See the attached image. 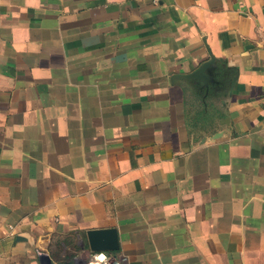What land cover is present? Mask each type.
Returning a JSON list of instances; mask_svg holds the SVG:
<instances>
[{"label": "crops", "instance_id": "0c3cea01", "mask_svg": "<svg viewBox=\"0 0 264 264\" xmlns=\"http://www.w3.org/2000/svg\"><path fill=\"white\" fill-rule=\"evenodd\" d=\"M108 228L125 264H264V0H0V263Z\"/></svg>", "mask_w": 264, "mask_h": 264}, {"label": "water", "instance_id": "95a60500", "mask_svg": "<svg viewBox=\"0 0 264 264\" xmlns=\"http://www.w3.org/2000/svg\"><path fill=\"white\" fill-rule=\"evenodd\" d=\"M213 59L205 61L198 69L184 75L187 78L198 79L205 83V71L212 64ZM88 247L93 252H115L118 249L117 232L114 228L92 229L86 232ZM38 258L41 264H49L48 255L44 252H38Z\"/></svg>", "mask_w": 264, "mask_h": 264}, {"label": "built area", "instance_id": "2783aa9c", "mask_svg": "<svg viewBox=\"0 0 264 264\" xmlns=\"http://www.w3.org/2000/svg\"><path fill=\"white\" fill-rule=\"evenodd\" d=\"M152 3L156 4L158 0H151ZM93 264H125L124 259L116 255L114 252H93L91 251L89 256V262ZM1 264V263H0Z\"/></svg>", "mask_w": 264, "mask_h": 264}]
</instances>
